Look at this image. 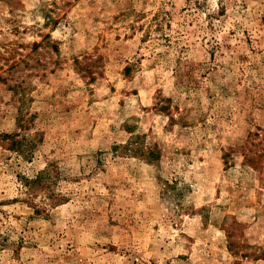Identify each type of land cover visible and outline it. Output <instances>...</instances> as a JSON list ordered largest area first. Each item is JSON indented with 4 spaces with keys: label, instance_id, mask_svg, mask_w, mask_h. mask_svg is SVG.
Masks as SVG:
<instances>
[{
    "label": "rangeland",
    "instance_id": "obj_1",
    "mask_svg": "<svg viewBox=\"0 0 264 264\" xmlns=\"http://www.w3.org/2000/svg\"><path fill=\"white\" fill-rule=\"evenodd\" d=\"M0 264H264V0H0Z\"/></svg>",
    "mask_w": 264,
    "mask_h": 264
},
{
    "label": "trees",
    "instance_id": "obj_2",
    "mask_svg": "<svg viewBox=\"0 0 264 264\" xmlns=\"http://www.w3.org/2000/svg\"><path fill=\"white\" fill-rule=\"evenodd\" d=\"M139 150H140L139 151L140 153H143V154L147 153L146 157H153V155H154V152L152 150H149V152H146V153L142 152V151H144L142 148H139Z\"/></svg>",
    "mask_w": 264,
    "mask_h": 264
}]
</instances>
